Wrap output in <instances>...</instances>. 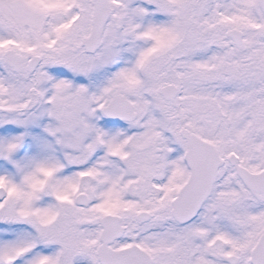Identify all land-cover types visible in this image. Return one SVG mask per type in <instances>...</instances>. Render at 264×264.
<instances>
[{
  "label": "snow or ice",
  "instance_id": "obj_1",
  "mask_svg": "<svg viewBox=\"0 0 264 264\" xmlns=\"http://www.w3.org/2000/svg\"><path fill=\"white\" fill-rule=\"evenodd\" d=\"M0 264H264V0H0Z\"/></svg>",
  "mask_w": 264,
  "mask_h": 264
}]
</instances>
